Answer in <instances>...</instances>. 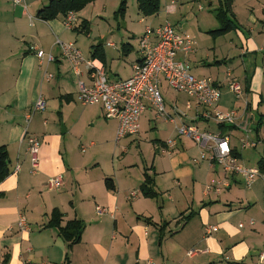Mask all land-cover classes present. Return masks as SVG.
<instances>
[{"label": "crops", "instance_id": "1", "mask_svg": "<svg viewBox=\"0 0 264 264\" xmlns=\"http://www.w3.org/2000/svg\"><path fill=\"white\" fill-rule=\"evenodd\" d=\"M24 1L25 5H16L15 0H0V71L2 72L0 76V145H5L8 149L11 169V174L0 184V264H216L221 259L226 264H232L233 261L250 264L245 262L248 260L249 253L253 252L250 236L253 231L257 233L260 230L264 231V224H258V231L256 230L257 222L248 216L251 210L250 202L248 204L242 200L237 202L234 198L224 200L222 196L224 193L229 194L234 187L245 188L248 191L253 187L248 189L243 177L230 176L220 167L211 166L210 154L206 159H202L203 150L192 139L179 137L177 127L184 122L196 126L201 131L221 134L229 138L233 151L241 160L242 155L232 135L239 133L241 129L247 133L253 132L249 124L250 131L246 130L247 121L244 117L249 112H256L260 114L255 127L256 142L264 139V58L262 61L259 60L260 55L264 54V37L261 39L258 37L264 34V0H234L233 13L238 28L226 35H230L231 39L230 43L224 45H230V52H225L224 46H219L214 50L211 62L202 61L205 67L209 66L208 71L211 76L206 78L213 79L222 90L217 109L237 111L236 122L239 121V124H225L226 126L221 128L220 124L211 118L213 112L211 108L195 106L193 100L187 95L175 93L166 83H163L161 86L163 98L169 93L174 95L172 101L174 105L169 111L167 110L174 122L159 117L156 109L147 103L139 132L140 134L145 120L156 122L157 131L166 135L165 139L159 138L154 143L158 146L159 155L163 158L168 156V160L160 159L158 164L150 168L152 169L150 174L155 173V189L160 195L159 198H145L141 191L143 183L137 189L130 184H125L118 174L102 173L88 176L91 179L88 186H79V197H84L81 203L80 198H76L77 192L71 188L73 176L71 169L68 168V161L62 153V134L56 130L55 125H49L47 120L43 121V115L35 116L36 113L29 125L26 122V116L40 96L44 97L40 91L42 85L39 84L41 71L37 70V67H43L48 73V67L55 64L58 72L57 79L63 78V86L66 90L65 94L60 95V101H65L68 106H71L74 101L78 102L79 79L72 71L70 64L62 57L56 41L57 39L68 40L69 32H87V30L83 31V23L88 20L83 19L80 13H76L78 22L70 31L64 26L65 17L61 16L49 22L37 17L39 10L50 0ZM99 1L94 3L95 9ZM168 1L163 22L158 27H149L157 29L170 23L180 32L179 28L183 26L171 23L169 20L179 11L178 0ZM174 1L175 5L172 4ZM208 2L212 7L214 2L218 5L216 8H211L215 17L219 0H208ZM203 9L199 6V10ZM160 13L161 11L157 15L159 16ZM235 38L238 39V44L234 41ZM194 40V52L188 58L179 54L178 61H187L190 65L193 54L194 61L198 54L196 39ZM107 46L117 47L114 43H108ZM35 49L52 54L56 61L53 63L45 61V65H41ZM237 49H240L242 57L241 64L238 65L242 70L241 75L235 74L238 71L236 68L232 70L228 68L224 73L222 67L233 64V59L229 56L233 55ZM131 50L132 46L123 51L129 56ZM206 58L211 59V56L208 54ZM139 60L138 49V55L131 64L129 76L114 78L111 74V77L116 81L129 79L133 75V66ZM99 61L105 66L108 74L105 46L103 61ZM220 61L223 62L218 64ZM15 63L19 65L16 76L13 73ZM1 65L5 67L2 69ZM229 71L238 81L244 77L243 84L240 83L246 96V99H243L250 104L251 108L246 112L244 110L242 116L239 114L243 107L239 104L242 99H237L225 83L226 73ZM202 78L205 77L199 79ZM54 79L55 76L50 82L46 81L51 83ZM82 80L89 84L88 76H84ZM29 85H32V90ZM45 100L47 101L46 98ZM188 102L193 104L191 110L186 108ZM176 106L180 110L181 106L184 107L187 112L186 117L194 109L195 114L189 117V120L179 119L174 113ZM91 107H97L104 119L109 121L106 126L111 127L110 123L116 122L117 126L113 130L116 142L119 122L106 119L101 106ZM100 115L97 114V117ZM206 115H210V118ZM249 117L256 120L254 115L250 116V113ZM60 118H64L62 113ZM261 120L262 127L257 134L256 129ZM20 122L26 127H23ZM27 132L29 135L38 137L41 143L39 165L36 171L32 166L27 142L24 140ZM242 140L241 138L240 141ZM93 146L92 143L90 147ZM90 147H85V151L82 148L83 153H86ZM57 177H62L63 186L51 190L49 181ZM107 178L113 179L115 191L107 189L105 184ZM263 178L264 176L261 177L264 183ZM218 183H222L221 194H217L214 189L208 190L210 186H219ZM84 190L89 192L88 196L84 194ZM133 192H136L135 197L132 196ZM160 197L164 199L161 200ZM97 207L106 208L108 214L98 215ZM197 207L198 213H196ZM55 209H59L64 214L63 225L75 219H81L87 225L81 242L71 249L60 237L57 229L48 227L51 213ZM247 209L249 211H246ZM189 212L193 213L194 217L184 225L181 215L188 216ZM242 215L247 218L252 228L250 233L242 232V229L246 228L243 222L237 225ZM22 217L27 221V228L24 230L18 226ZM145 219H152L153 224L146 223ZM165 223L170 224L163 229L165 226L162 227V225ZM175 225L178 228L172 230ZM211 227L217 230L212 231ZM174 231H176L175 235L172 234ZM255 259L257 264H261L260 254ZM186 260H190V263Z\"/></svg>", "mask_w": 264, "mask_h": 264}, {"label": "rangeland", "instance_id": "2", "mask_svg": "<svg viewBox=\"0 0 264 264\" xmlns=\"http://www.w3.org/2000/svg\"><path fill=\"white\" fill-rule=\"evenodd\" d=\"M120 3L121 0H100L96 3V9L94 8V3L88 5L83 11L79 12L83 19L88 20V32H69L68 40H62L67 43H75L86 58H91L93 46L98 44L104 45L107 52V69L110 81H116L113 77L126 78L129 76L131 64L138 55L140 38L143 36L146 27H158V25L163 22L166 5L169 1L162 0L160 15L151 18H145L139 13L136 0H127L128 9L124 18L118 14L117 16L116 12L119 9ZM214 3V7H212L209 5L208 0H178L177 7L179 11L175 16H172L169 19L171 23L183 26L182 28H179L180 32H187L185 34L196 39L198 54L194 61L192 60L194 54L191 56L190 67L192 69V74L197 78L211 76L208 71L209 66L205 67L202 61L206 60L211 62L214 50L219 46L222 47L226 43H230L231 39L230 35L214 39L208 34V31L215 30L219 27V23L215 19L211 9L218 6L216 2ZM199 6H202L204 9L199 10ZM260 35L261 36H258L260 39L264 37V34ZM232 37L234 38V33H232ZM234 41L238 44L237 38H235ZM108 43H114L117 47H108ZM125 44H131L132 46L129 56L123 51V45ZM230 50V45L224 46L225 52H230ZM208 54L211 56V59L206 58ZM229 57L233 59V64L223 66L222 71L225 73L228 68L231 70L232 68H236L238 71L235 74L241 75L242 70L240 69V66H238L241 64L242 60L240 49H237V51ZM262 58H264L263 53L260 55L259 60L262 61ZM65 64L67 63L65 62ZM18 66L17 63L14 64L13 73L15 76L18 74ZM197 66L198 68H196ZM1 67L3 69L5 66L1 65ZM37 70L41 71L39 84L42 85V88L40 91L47 99V108L45 111L39 112L35 116L43 115V121L47 120L49 125H55L56 130L62 134V153L69 162H67V165L68 168L71 169L73 176L71 188L73 191L77 192L76 198H80V203L83 202L84 197H79V186H88V183L91 180L89 177H92L95 174H118L125 184H130L139 189V185L144 181L145 170L150 169L154 164H158L160 159H165V161L168 160V156L163 158L159 155L158 146L154 143L155 140H158L159 138L165 139L166 136L157 131L156 122H148L144 120L139 135L125 139L117 145L115 142V135H113V130L117 126L116 122H111V127L106 126L109 121L104 119L102 113L97 107L82 106L77 101L72 102V105L68 106L65 101H60V95L65 94L66 90L63 86V78L57 79L58 72L55 68V64H51L48 67V73L55 76V79L51 83L46 81L45 69L43 67H37ZM111 74L113 77H111ZM1 75L2 72L0 71V76ZM243 78L244 77H241V79H239L241 84H243ZM29 88L32 90V85H29ZM173 96L172 93L164 95L165 105L168 111L172 105H174L172 102L174 99ZM243 98L246 99V96L244 95ZM245 99H242L239 102L240 106H243L239 113L240 116H242L245 110ZM181 108V111L187 113L184 110V107L181 106ZM60 113H62L64 118H60ZM249 113L250 116L254 115L256 120H252L249 117ZM249 113L244 117V120L247 121V126L245 127L248 131L252 128L253 132L247 133L241 129L239 133H235L232 136L238 147L239 153L242 155L240 160L241 164L247 168H255L260 171L258 163L260 160L264 159V139L256 142L255 132L256 122L259 121L260 114L256 112ZM97 114L101 115L97 117ZM194 114L195 109L188 113V117L184 118L189 120V117H192ZM238 122L236 123L239 124ZM20 124H22L23 127H26L23 123L20 122ZM248 124L250 126L249 129ZM227 133H229V131ZM235 137L238 138L235 139ZM241 138L245 141L257 143L258 146L256 148L244 149L242 148V143L240 141ZM92 143L94 146L90 147ZM84 146L87 148L90 147L86 153H83L82 151ZM179 150L181 149L179 148ZM259 173L260 176H257L256 182L252 186V190L248 191L245 188L241 189L234 187L229 194L224 193L222 196L224 200L227 198H234L237 202L239 200H242L246 204L250 202L251 210L249 211V209H247L246 211H249L248 216L257 222V226L260 223L264 224V183L261 179V177L264 176V173L261 171ZM151 174L153 176L155 175L154 172ZM238 179L240 180V178ZM84 194L88 196L89 192H85L84 190ZM160 199L162 200L164 198L160 197ZM198 211L199 208L196 209V213H198ZM199 216L200 215H198V217ZM240 222L246 224V228L242 229V232L247 234L252 231L245 216H240L237 225ZM197 223L195 224L197 225ZM257 226L256 230L258 231L259 226ZM176 228L178 227L175 225L172 230H175ZM175 232L176 231L172 234L175 235ZM250 239V242L252 243L251 245L253 246V252L249 253L248 260L245 262L257 264L255 258L258 257L259 254L261 255L264 253V231L260 230L258 233L253 231ZM186 261L187 263H190V260ZM241 263L242 261L232 262V264ZM216 264L226 263L221 259ZM261 264H264V261H262Z\"/></svg>", "mask_w": 264, "mask_h": 264}, {"label": "built area", "instance_id": "3", "mask_svg": "<svg viewBox=\"0 0 264 264\" xmlns=\"http://www.w3.org/2000/svg\"><path fill=\"white\" fill-rule=\"evenodd\" d=\"M175 1L172 3L175 5ZM15 4L25 5L24 0H15ZM78 22L75 12H70L64 19V26L67 30H73ZM56 44L61 50L62 57L70 64L72 71L78 77L77 100L82 106H101L106 119H113L119 122L116 142L133 137L139 134L141 119L147 110V103L151 104L157 111L159 117L174 122L166 109L165 101L161 93V86L166 83L175 93L187 95L197 107L204 106L213 110L211 118L218 124L235 125L238 119V112L235 110L221 111L217 109L222 97L221 87L211 78L199 79L191 72V67L187 61H178L177 56L183 54L188 58L195 50V40L188 34L178 32L170 23H166L157 29L148 27L140 40V61L133 66V75L127 80L110 81L105 66L97 59L86 58L76 44L57 39ZM36 56L41 65L45 61L53 63L56 59L52 54L35 49ZM46 80L50 82L53 75L47 73ZM88 76L89 84L82 78ZM225 83L237 99H243V87L234 77L232 72L226 73ZM245 112L247 104L245 102ZM193 107L192 102L187 103V110ZM47 101L40 96L33 109L27 114L26 122L29 125L34 115L45 111ZM174 113L179 119L186 117V113L177 106ZM210 118V115H206ZM247 130V129H246ZM179 137H185L195 141L203 150L202 159H206L210 154L209 162L211 166L220 167L230 176H241L245 185L251 189L259 175V171L243 166L238 157L233 154L230 139L207 131H201L194 125L182 122L177 127ZM24 140L27 142L29 154L32 158V166L36 171L39 161L40 139L34 135L25 134ZM170 143V141H169ZM242 148H255L256 143L241 141ZM86 148H83L85 151ZM264 180V178H263ZM214 189L217 194L222 192V183ZM63 186L62 177L53 178L49 181L51 190L59 189ZM136 196V192L132 193ZM98 215L108 214V210L97 207ZM254 224V223H252ZM20 229L27 228V221L22 217L18 223ZM243 227V224L240 225ZM216 231L215 227H211ZM264 261V253L260 255Z\"/></svg>", "mask_w": 264, "mask_h": 264}, {"label": "trees", "instance_id": "4", "mask_svg": "<svg viewBox=\"0 0 264 264\" xmlns=\"http://www.w3.org/2000/svg\"><path fill=\"white\" fill-rule=\"evenodd\" d=\"M96 1L97 0H50L48 4H46L39 10L37 17L45 22L53 21L61 16L66 17L70 12L79 13L83 11L88 5L95 3ZM136 1L139 13L145 18L156 16L161 10V0ZM233 4L234 0H219V7L215 10V17L219 23V27L215 30H211L208 32V34L214 39L226 36L227 34L237 30L238 25L235 20V15L233 13ZM127 9V0H121L116 15L118 14L122 18H124L127 13ZM83 27V31L87 30L88 32L87 21H84ZM128 47H131V45H123V50ZM103 57L104 45L98 44L96 46H93L92 58L103 61ZM222 62L220 61L218 62V64H221ZM250 108L251 106L248 103L247 111L250 110ZM261 124L262 120L259 122V127L256 129L257 134L260 132V129L262 127ZM225 126V124H220L221 128H224ZM233 154L236 157H239V155L235 151H233ZM258 165L260 171L264 173V159L260 160ZM150 171H152V169H146L144 172V181L141 185V191L145 198L158 199L160 195L155 189V178L153 175L150 174ZM10 174L11 169L8 149L5 145H0V184L4 180H6ZM105 184L107 189L111 191L116 190V186L113 179L107 178L105 180ZM181 216L182 222L184 223V225H186L187 222L194 217V214L190 213L188 216L182 214ZM63 218L64 214L59 209H55L51 213L48 227L57 229L60 237L68 244V248L71 249L74 245L79 244L81 242L87 225L81 219L71 220L67 222L66 225H63ZM144 221L148 224H153L152 219H145ZM169 224L170 223L163 224L162 227L165 226L163 229L167 228Z\"/></svg>", "mask_w": 264, "mask_h": 264}]
</instances>
